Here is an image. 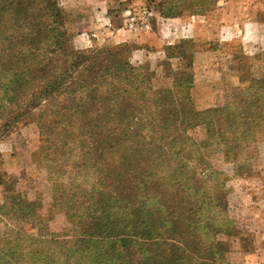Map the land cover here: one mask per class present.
Masks as SVG:
<instances>
[{
  "label": "trees",
  "instance_id": "16d2710c",
  "mask_svg": "<svg viewBox=\"0 0 264 264\" xmlns=\"http://www.w3.org/2000/svg\"><path fill=\"white\" fill-rule=\"evenodd\" d=\"M67 21L57 0H0V85L19 94L14 84L27 77L30 97L11 119L38 123L35 160L68 195L76 249L91 254L89 264H230L240 231L212 156L243 169L264 94L183 113L172 89L154 87L148 65L131 63L127 44L66 47ZM189 125L205 137L193 138ZM10 197L22 217H41L38 203Z\"/></svg>",
  "mask_w": 264,
  "mask_h": 264
},
{
  "label": "rangeland",
  "instance_id": "374dc122",
  "mask_svg": "<svg viewBox=\"0 0 264 264\" xmlns=\"http://www.w3.org/2000/svg\"><path fill=\"white\" fill-rule=\"evenodd\" d=\"M57 1L68 15L66 47L127 44L131 63L148 65L156 73L154 87L172 89L183 113L229 108L264 94V31L243 35L233 32L238 26L231 24L245 11L263 13L262 5L241 0ZM139 8L155 11L151 29L142 28V18L136 29L129 27L126 11ZM181 43L184 53L172 48ZM26 78L14 84L19 94L0 85V264H89L91 254L76 249L79 235L67 214L68 195L54 191L46 166L35 160L38 123L11 119L30 97ZM257 122V132L246 140L251 151L241 156L243 169L235 172L234 163L226 162L222 154L212 156V163L227 175L229 216L240 231L227 255L230 264H264L261 115ZM188 133L197 140L205 137L199 125H189ZM14 192L41 205H37L41 217H22L10 197ZM103 244L107 249L115 245Z\"/></svg>",
  "mask_w": 264,
  "mask_h": 264
},
{
  "label": "crops",
  "instance_id": "0c3cea01",
  "mask_svg": "<svg viewBox=\"0 0 264 264\" xmlns=\"http://www.w3.org/2000/svg\"><path fill=\"white\" fill-rule=\"evenodd\" d=\"M240 2L250 5L255 4L257 6L262 5L264 7V0H241ZM259 11V9L257 11L248 10L247 12L245 11L242 15H239L237 18H235V21L232 20L231 24H233V26H238V29L233 30V32L237 33L239 31L243 35H249L255 31L258 32V30L260 33L264 31V12L262 13ZM230 27H232V25ZM256 264L258 263L256 262Z\"/></svg>",
  "mask_w": 264,
  "mask_h": 264
},
{
  "label": "built area",
  "instance_id": "2783aa9c",
  "mask_svg": "<svg viewBox=\"0 0 264 264\" xmlns=\"http://www.w3.org/2000/svg\"><path fill=\"white\" fill-rule=\"evenodd\" d=\"M141 17H138V16ZM155 15V11L152 8H139V9H129L128 11H126V16H127V23L129 25L130 28H137L138 24H139V19L142 18V25H143V29H151L152 25H151V18Z\"/></svg>",
  "mask_w": 264,
  "mask_h": 264
}]
</instances>
